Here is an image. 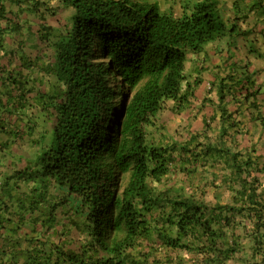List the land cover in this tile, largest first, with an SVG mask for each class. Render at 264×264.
Here are the masks:
<instances>
[{
	"label": "trees",
	"instance_id": "obj_1",
	"mask_svg": "<svg viewBox=\"0 0 264 264\" xmlns=\"http://www.w3.org/2000/svg\"><path fill=\"white\" fill-rule=\"evenodd\" d=\"M249 123L264 0H0V264H264Z\"/></svg>",
	"mask_w": 264,
	"mask_h": 264
},
{
	"label": "rangeland",
	"instance_id": "obj_2",
	"mask_svg": "<svg viewBox=\"0 0 264 264\" xmlns=\"http://www.w3.org/2000/svg\"><path fill=\"white\" fill-rule=\"evenodd\" d=\"M221 1L224 2V0H221ZM227 1H229V0H226V2ZM194 2H195V0H145L146 4L156 5L161 12H166V11L170 10L172 7L179 6L180 4L184 5L185 3L191 4ZM98 51H99V49L97 48L96 52L98 53ZM112 82H113V85L118 84L117 80L115 78L112 79ZM172 126L173 125L169 124L168 126H165V127L169 131L172 128Z\"/></svg>",
	"mask_w": 264,
	"mask_h": 264
},
{
	"label": "crops",
	"instance_id": "obj_3",
	"mask_svg": "<svg viewBox=\"0 0 264 264\" xmlns=\"http://www.w3.org/2000/svg\"><path fill=\"white\" fill-rule=\"evenodd\" d=\"M203 89L204 91H206L207 89H209V87L207 85H203ZM210 111V109L206 108L203 110V114H208ZM253 127V130H256L257 131V136H256V139H255V142L253 143H256L258 145V147H261L264 151V132H260V129L259 127H257V124L256 125H251L250 123L248 124V128H252ZM252 132V130H251ZM260 138V139H259ZM246 144L248 143L247 141H245Z\"/></svg>",
	"mask_w": 264,
	"mask_h": 264
}]
</instances>
